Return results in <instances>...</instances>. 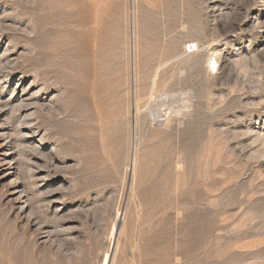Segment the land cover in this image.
I'll list each match as a JSON object with an SVG mask.
<instances>
[{"label":"rangeland","instance_id":"1","mask_svg":"<svg viewBox=\"0 0 264 264\" xmlns=\"http://www.w3.org/2000/svg\"><path fill=\"white\" fill-rule=\"evenodd\" d=\"M0 264H264V0H0Z\"/></svg>","mask_w":264,"mask_h":264},{"label":"bare ground","instance_id":"2","mask_svg":"<svg viewBox=\"0 0 264 264\" xmlns=\"http://www.w3.org/2000/svg\"><path fill=\"white\" fill-rule=\"evenodd\" d=\"M29 99H30V98H29ZM28 103H29V102H28ZM23 108H24V106H23ZM24 109H25V108H24ZM26 109H27V108H26ZM26 109H25V110H26ZM28 109H29V108H28ZM27 116H28V115H27ZM28 127H29V126H28ZM30 128H31V127H30ZM28 135H29V134H27L26 136H28ZM6 155H7V154H6ZM1 163H2V162H1Z\"/></svg>","mask_w":264,"mask_h":264}]
</instances>
